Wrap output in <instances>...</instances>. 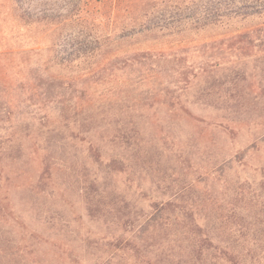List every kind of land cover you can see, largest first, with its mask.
I'll use <instances>...</instances> for the list:
<instances>
[{
	"label": "rangeland",
	"instance_id": "1",
	"mask_svg": "<svg viewBox=\"0 0 264 264\" xmlns=\"http://www.w3.org/2000/svg\"><path fill=\"white\" fill-rule=\"evenodd\" d=\"M69 1L79 0L29 4L64 15ZM81 1L88 3L83 25L101 43L102 58L97 51L60 66L51 61L56 31L23 24L14 2L0 0V93L20 100L0 132V264H107L117 239L130 236L121 213L144 216L150 205L173 201L201 205L213 218L211 203L230 200L246 176L251 185L264 181V56L222 60L196 51L260 24L264 11L244 18L230 12L210 23L205 6L226 11L230 0ZM125 30L132 35L122 38ZM185 47L195 49L189 59L197 73L185 87L170 71L114 69L102 84L90 83L87 98L66 93L43 109H25L26 93L13 88L15 78L29 77V66L47 77L78 78L96 61ZM92 178L98 189L89 186ZM94 194L103 196L101 211L90 217L86 199L94 202ZM146 249L136 262L117 251L109 264L156 262L159 251Z\"/></svg>",
	"mask_w": 264,
	"mask_h": 264
},
{
	"label": "trees",
	"instance_id": "2",
	"mask_svg": "<svg viewBox=\"0 0 264 264\" xmlns=\"http://www.w3.org/2000/svg\"><path fill=\"white\" fill-rule=\"evenodd\" d=\"M12 1L19 11V18L23 24H43L47 26L46 31L52 33L56 31L51 58L54 65L67 66L72 60L80 56L87 58L97 51L101 57V43L94 36H90L91 33L83 25L88 12V3L81 5V0L69 1L68 7L69 5L71 7L62 15L58 10L45 6L33 7L29 4L39 0ZM237 1L230 0L227 4L229 9L226 11H220L221 4L216 6L207 4L203 12V20L212 23L211 21L220 19L221 23L227 19L230 12L244 18L264 11V6H255L258 0ZM250 5L256 7L255 10ZM233 7H236V10ZM198 19L199 16L196 17V20ZM70 20L77 24L67 23ZM66 24L70 28L63 32L61 27ZM128 35H132L128 30L121 32L122 38ZM197 48L198 54L207 53L222 60L253 52L264 56V21L256 26L229 33L219 40L202 43ZM177 51L142 49L123 54L117 59L110 58L106 63L96 61L94 67L89 70L91 72L78 78L77 76L47 77L42 75L38 68L29 66V77L26 80L15 78L16 85H13V88H21V92L26 93L25 99L22 100L25 109L31 104L43 109L61 99L66 93L69 94V98L79 99L81 96L87 98V88L90 83L102 84L100 80L103 76L114 69L170 71L176 74V81H181L185 87L191 82L189 76L197 75L194 61L189 59V56H196V52L192 47ZM91 74L93 76L88 77ZM4 81L0 78V83H5ZM9 92L8 90L0 93V132L11 122L14 115L13 107L16 106L17 101H20L11 97ZM27 113L31 115L33 110H27ZM238 159L241 166H246L247 162L243 156ZM244 180L233 187L230 200L211 203L210 211H213V218L201 212L203 208L201 205L195 203L182 205L173 201L150 205L151 212L144 216L131 217L130 210L121 213L124 215L123 226L130 232V236L117 239L115 243L117 248L107 256L106 263L109 264L117 256V251H125L132 262H136L140 255H146V248L152 246L159 253L155 254L156 262L151 258H145L148 264H264V181H260L255 186L248 182L247 176ZM96 181L97 178H92L89 186L98 189ZM248 183L245 189L244 185ZM94 197H96L94 202L86 199V209L90 217H94L96 211H101L100 203L103 196L94 194ZM114 208L106 207L108 212H121L120 208ZM11 253L17 254L16 251Z\"/></svg>",
	"mask_w": 264,
	"mask_h": 264
}]
</instances>
